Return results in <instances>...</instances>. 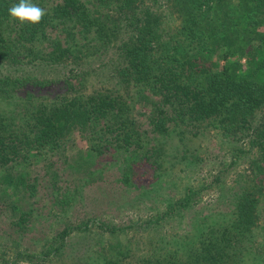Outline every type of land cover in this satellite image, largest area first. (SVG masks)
I'll list each match as a JSON object with an SVG mask.
<instances>
[{
    "label": "trees",
    "instance_id": "16d2710c",
    "mask_svg": "<svg viewBox=\"0 0 264 264\" xmlns=\"http://www.w3.org/2000/svg\"><path fill=\"white\" fill-rule=\"evenodd\" d=\"M18 2L0 0V197H15L8 203L17 214L16 231L28 230L34 208L22 201L36 193L18 166L37 156L66 154L76 132L88 142L89 162L98 163L108 153L118 156L114 164L126 185L133 182L137 164L154 167V183L144 195L171 182L175 162L169 139L188 128L196 133L216 129L236 143L247 142L257 155L250 160L245 188L220 186L218 200L226 210L207 216L197 211L193 199L201 189L194 186L178 199L164 194L155 199L156 213L142 227L162 232L145 246L137 242L136 249L129 237H121L125 227L99 220L101 238L92 242L85 235L90 240L84 248L70 251V236L85 232L93 221L88 218L65 222L38 252L17 248L13 255L52 264H264V0H33L47 13L39 24L9 15ZM94 55L110 59L113 87L85 90L89 71L84 64ZM69 64L64 92L35 94L53 82L45 68ZM151 96L158 101L151 100L144 113L148 130L135 109ZM52 165L48 161L47 170ZM95 171H81L74 186L54 182L59 216L66 217ZM175 218L184 227L171 233L163 225ZM0 248L5 255L0 253V264H7L9 246Z\"/></svg>",
    "mask_w": 264,
    "mask_h": 264
},
{
    "label": "rangeland",
    "instance_id": "374dc122",
    "mask_svg": "<svg viewBox=\"0 0 264 264\" xmlns=\"http://www.w3.org/2000/svg\"><path fill=\"white\" fill-rule=\"evenodd\" d=\"M113 55V53L110 54V56ZM109 60L105 56L94 55L89 62L84 64L85 69L89 71L85 90L109 88L116 84L113 67L111 64H107ZM242 61L245 62V59ZM60 67L45 68L46 74L53 79V82L46 88L37 89L34 91L35 94L56 96L66 90L64 79H66V73L73 68V65L69 64L66 68ZM75 80L78 82L76 77ZM24 93L19 92L23 96ZM153 99L158 101L157 97L152 98L151 96L149 102H139L135 109L136 119L143 128L148 130L151 127L144 113L152 108L151 100ZM262 114L261 112L259 116ZM196 130H189L188 128L184 135H174L169 139L171 142L169 157H172V161L175 162L170 177L171 182H165L160 192H155L156 194H143L145 189H148L155 180V168L149 163L137 164L133 182L126 185L121 181L118 166L114 164V160L118 156L112 157V159L108 157V153L98 163L89 162L88 160L93 158L87 152L88 142L78 132L68 139L66 154H57L50 157L51 159L48 157L47 160L45 156H37L22 164L23 166H18L19 170L29 175L31 182L36 186L35 195L22 201L24 207L29 208L32 206L34 211L28 230L22 234L16 231L17 227L13 226L17 214L8 203L9 199L15 197H0V245L9 246L6 254L7 264H52L49 261L40 260L39 257H36L34 262L24 261L14 256L13 250L29 248L31 252H38L44 248L45 239L62 229L65 222L71 221V224L81 223L88 218L93 221L90 222L86 231L75 230L70 236L74 241L73 246L69 248L70 251L73 248L75 253H79L84 248L85 241L90 239L92 242L98 241L101 238V229L98 222L101 220L125 227L127 235L124 234L121 237L125 240L129 237L136 249L138 248L137 242L140 246H145L146 241L148 243L150 238L157 237L162 232L159 227L146 230H143L142 227L143 221L156 213V209H154L156 204L153 202L161 198L162 194L178 199L187 186L201 189L193 199L197 211L199 210L207 216L208 213L215 214L216 211L226 210L228 208L227 204L218 200L220 186L224 185L226 190L232 186L245 188L249 184L247 179L251 175L250 160L257 155V152L255 149H251L247 142L243 143L242 140L236 143L229 136L220 134L216 129L207 128L204 130L202 128L198 133H196ZM238 146L242 147L244 151H239ZM236 151L238 153L237 157L235 156ZM174 155H177V157H174ZM111 159L113 160L112 164ZM191 160L195 162H191ZM48 161L53 163L50 170H47ZM84 167H87V169H84ZM54 168L61 175V180L58 177L55 178ZM94 170L96 171L94 172L93 181L91 180L92 182L85 184L81 179V184H85L83 191L80 192L82 195H78L76 203L68 210L66 217L59 216L60 210L59 207L55 206V199L53 198L54 182L60 180L58 181L59 185L71 184L74 186L75 179H79L83 175L81 171L90 172ZM218 175L219 177L221 175L220 180H218L219 178L216 179ZM201 185H204V188ZM261 206L260 225L264 229V202ZM192 213L193 211L187 212L182 217L183 221H189ZM61 218L66 220L62 221ZM177 219L169 220L163 226L170 228L168 230L171 233L181 232L184 224L181 222L179 228ZM85 235L90 239H85ZM0 253L2 254V251ZM57 263L58 261L55 262V264Z\"/></svg>",
    "mask_w": 264,
    "mask_h": 264
},
{
    "label": "clouds",
    "instance_id": "9594fccd",
    "mask_svg": "<svg viewBox=\"0 0 264 264\" xmlns=\"http://www.w3.org/2000/svg\"><path fill=\"white\" fill-rule=\"evenodd\" d=\"M8 11L12 18L30 24H39L47 14L46 10L33 3V0H19Z\"/></svg>",
    "mask_w": 264,
    "mask_h": 264
}]
</instances>
